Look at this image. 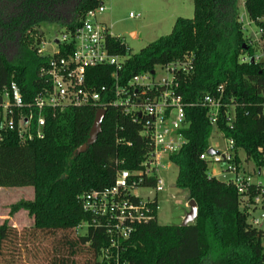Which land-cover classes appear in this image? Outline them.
<instances>
[{
  "label": "trees",
  "instance_id": "trees-1",
  "mask_svg": "<svg viewBox=\"0 0 264 264\" xmlns=\"http://www.w3.org/2000/svg\"><path fill=\"white\" fill-rule=\"evenodd\" d=\"M98 4L99 0H0V93L15 83L23 102L31 104L49 90L40 69L50 57L38 53L43 39L38 27L55 24L62 34H71ZM238 5L239 0H193V19L179 18L169 35L136 54H129L119 38L109 41L112 54L126 56L121 84L170 63L191 60L192 66L177 78V94L186 106L185 144L169 160L177 168L176 188L187 191L188 200L196 203V220L186 227L159 225L156 219L136 226L119 243L123 263L264 264L262 231L251 227L240 210L235 188L210 176L208 165L199 158L212 128L206 109L197 103L205 95L216 96L220 86L224 108L219 131L234 141L236 152L257 164L258 149L264 147V62H242L257 51L264 57V0H244L243 5L247 20L262 32L261 45L245 36ZM63 47L59 45L54 58L64 56ZM111 72L109 67L87 70L88 85L110 92ZM227 106L233 107L230 125ZM33 112L36 117L38 112ZM96 112L92 106L43 108V137L25 144L3 129L0 114V188L33 190L32 201L12 209L26 211L32 225L18 232L7 220L0 224V264H36L28 244L40 245L47 236L57 237L52 256L47 254L48 264H105L100 255L109 248V238L102 227L92 226L94 218L82 210L80 198L91 190L110 188L116 162L128 171L138 169L149 144L140 124L107 106L96 142L76 155L88 139ZM154 186L153 179L142 185ZM81 224L88 225L82 235L77 233Z\"/></svg>",
  "mask_w": 264,
  "mask_h": 264
},
{
  "label": "built area",
  "instance_id": "built-area-1",
  "mask_svg": "<svg viewBox=\"0 0 264 264\" xmlns=\"http://www.w3.org/2000/svg\"><path fill=\"white\" fill-rule=\"evenodd\" d=\"M103 1L99 0L97 8L86 13L73 33L62 34L59 40H55V49L44 55L50 58L40 69V76L47 78L50 89L36 97L31 104H25L17 85L11 83L0 93V114L3 129L14 132L21 144L43 137V108L92 106L105 111L110 106L120 109L133 123L140 124L149 149L138 169L128 171L119 167L122 162H116L118 168L112 186L104 190H91L80 198L82 210L94 218L92 226L102 227L110 241L109 248L101 253L100 261L105 264H127L119 258V243L127 240L136 226L156 219V196L162 191L159 171L172 165L169 158L185 144L182 130L187 125L186 106L182 97L177 94V78L190 71L192 66L191 60L170 63L159 67V75L154 70L121 84L119 73L126 56L111 53L112 46L109 41L115 37L108 27L97 21L98 16L105 12ZM239 2L244 5V0ZM129 18H133L132 14H129ZM238 22L244 31L253 24L247 20L245 11L244 14L239 13ZM261 33V30L257 31L254 39L258 45L262 43L259 37ZM60 44L64 45V56L54 58L60 53ZM69 44L71 50L67 52ZM38 53L41 55L42 50ZM251 59L252 62H264L262 55L243 58L242 62ZM103 67L112 69L110 79L113 86L110 92L107 87L96 90L88 85L87 70ZM222 96L223 88L220 86L216 96L205 95L197 103L206 109L208 124L224 142L223 148L208 145L199 158L208 167L224 166L220 173L231 176L225 183L235 188L239 208L247 215L251 227L262 231L261 240L264 246V147L258 149V164L244 156L243 162H250L251 169L241 165L240 151L236 152L234 141L225 138L218 129L221 110L224 108ZM33 110L38 112L36 117ZM225 118L230 125L234 118L232 106H227ZM209 149L216 151L217 155L209 156ZM216 174L213 170L212 175ZM149 179L155 180V186L142 187ZM150 193L153 194L152 199L146 198ZM257 210L261 211L258 217L253 215ZM83 225L88 226L81 224L77 231Z\"/></svg>",
  "mask_w": 264,
  "mask_h": 264
},
{
  "label": "rangeland",
  "instance_id": "rangeland-1",
  "mask_svg": "<svg viewBox=\"0 0 264 264\" xmlns=\"http://www.w3.org/2000/svg\"><path fill=\"white\" fill-rule=\"evenodd\" d=\"M105 12L98 16L97 21L109 28L111 34L119 38L127 48L129 54H136L148 44L165 37L171 33L174 23L179 18L193 19V0H104ZM239 13L244 14V8L239 2ZM132 14L133 18H129ZM257 28L251 24L245 28L246 37L256 39ZM38 33L42 34L41 55L50 54L55 48L53 43L59 40L63 33L55 24L42 23L38 27ZM257 51V50H256ZM258 55V51L256 53ZM159 75V67L155 68ZM208 145L215 148H223L224 142L219 135L212 130ZM244 168L251 169L250 162H243L244 154L239 153ZM209 175L225 182L231 178L226 173H220L223 165L209 166ZM216 171V175L213 174ZM162 182V191L157 193L156 222L159 225L179 226L189 212L188 193L176 188L177 168L171 165L160 170L158 174ZM262 180V179H261ZM264 184V182H263ZM142 193V192H140ZM33 190L31 188H0V224L5 220L12 226H17L18 232L32 225V218L24 210L13 212V206L23 201H32ZM260 210L253 213L259 216ZM31 222V223H30ZM264 227V226H263ZM86 226L77 232L84 234ZM57 237H42L40 245H34L27 241L30 256H35L36 264H48L49 255L52 256V245ZM28 240V239H26Z\"/></svg>",
  "mask_w": 264,
  "mask_h": 264
},
{
  "label": "water",
  "instance_id": "water-1",
  "mask_svg": "<svg viewBox=\"0 0 264 264\" xmlns=\"http://www.w3.org/2000/svg\"><path fill=\"white\" fill-rule=\"evenodd\" d=\"M250 62H252V59ZM104 115H105L104 110H101V109L97 110L93 124L90 128L88 139L84 145H82L81 147H79L76 150V152H75L76 155L84 154L87 151V149L96 142L98 135L101 133V124H102V121L104 119ZM207 154L209 156H213V155H217V152L212 150V149H209L207 151ZM145 197L148 199H152L153 194L150 193V194L146 195ZM188 207H189V212L187 213V215L183 219V222L181 224L182 227H186L189 224H192L196 220V217H197L196 203L193 200H189Z\"/></svg>",
  "mask_w": 264,
  "mask_h": 264
},
{
  "label": "crops",
  "instance_id": "crops-1",
  "mask_svg": "<svg viewBox=\"0 0 264 264\" xmlns=\"http://www.w3.org/2000/svg\"><path fill=\"white\" fill-rule=\"evenodd\" d=\"M30 223H31V222H30ZM14 227H15V228H17V226H16V225H15Z\"/></svg>",
  "mask_w": 264,
  "mask_h": 264
}]
</instances>
